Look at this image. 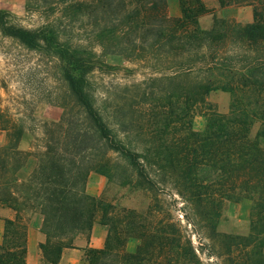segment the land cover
I'll list each match as a JSON object with an SVG mask.
<instances>
[{"label":"trees","instance_id":"1","mask_svg":"<svg viewBox=\"0 0 264 264\" xmlns=\"http://www.w3.org/2000/svg\"><path fill=\"white\" fill-rule=\"evenodd\" d=\"M178 2L180 15L170 16L167 0H25L27 11L47 19L35 28L0 9L1 35L59 58L61 77L80 109L74 113L65 107L57 117L42 120L40 143L32 144L35 152L19 148L25 129L0 112V130L6 134V144L0 147V205L17 212L15 219L5 220L0 264H26L27 225L22 214L36 210L43 215L46 241L39 247L46 264H58L64 249L73 247V238L89 234L96 223L108 234L103 248L85 249L86 264H156L143 257L142 248L134 255L124 251V216H112L111 203L86 191L91 172L111 178V154L124 159L147 184L154 183L142 154L117 137L88 90L90 76L108 67L103 55H120L157 69L160 76L149 80L171 85L169 97L178 104L174 114L187 116L180 103L189 108V121L180 122L189 126V139L222 147L226 198L252 202L250 232L223 236L229 252L233 247L251 250L244 252L242 262L228 258L229 264H264V147L258 139L264 137V0H219L221 7L252 6L254 20L242 25L216 18L210 29L198 24L207 13L202 0ZM74 32L79 38H73ZM142 84H133L132 94L140 96L142 91L148 96ZM216 91L231 95L228 115L205 102ZM201 113L207 125L196 133L191 123ZM121 118L129 123L124 131L133 134L139 124L132 115ZM255 122L261 129L251 138ZM30 155L37 160L36 168L19 182L15 174ZM203 156L213 157L211 152ZM151 235L144 232L140 237Z\"/></svg>","mask_w":264,"mask_h":264},{"label":"rangeland","instance_id":"2","mask_svg":"<svg viewBox=\"0 0 264 264\" xmlns=\"http://www.w3.org/2000/svg\"><path fill=\"white\" fill-rule=\"evenodd\" d=\"M202 1L207 13L198 19L200 28L210 29L216 18L247 24L238 22L233 14V10L247 6L221 7L219 0L217 6H213L212 0ZM167 2L169 15L179 16L178 0ZM0 9L12 12L17 22L28 28L47 22L42 14L27 11L25 0H0ZM223 9L232 11L223 14ZM77 34L74 32L73 38H79ZM101 59L108 67L90 76L88 90L117 137L142 154L154 182L151 186L140 179L117 154L110 157V179L97 172L89 174L88 194L111 203L115 207L112 216L121 215L126 220L124 251L134 255L142 248L143 257L156 264H229L228 258L245 260L243 254L251 247H233L229 252L223 236L250 232L252 202L226 198L222 147L189 139V126L180 124L189 121V108L180 103L187 116L174 114L178 104L174 97H169L171 85L149 80L160 76L157 69L120 55H103ZM60 68L61 61L55 54L29 50L0 33V112L25 129L27 134L22 140L30 143L33 152L32 144L40 143L42 136V120L57 117L65 107L80 113ZM141 82V89L146 88L148 96L142 95V91L140 96L132 94L131 86ZM231 100L228 92L216 91L205 102L219 114L228 115ZM123 115H132L139 124L133 134L124 131L129 123L121 118ZM206 125L207 117L201 113L193 117L191 129L201 133ZM260 129V123L255 122L250 137L256 138ZM0 135L6 143L5 132L0 130ZM258 139L264 147V137ZM206 152L213 157L204 158ZM122 210L125 212L121 213ZM161 230L166 233L161 234ZM144 232L151 233V237L141 238ZM261 240L264 252V237ZM39 264H46L43 258Z\"/></svg>","mask_w":264,"mask_h":264},{"label":"crops","instance_id":"3","mask_svg":"<svg viewBox=\"0 0 264 264\" xmlns=\"http://www.w3.org/2000/svg\"><path fill=\"white\" fill-rule=\"evenodd\" d=\"M213 6L218 5L217 0H212ZM232 10L223 9L220 12L226 14ZM235 19L240 23H252L253 8L251 6L238 8L233 10ZM5 137L0 135V147L4 146ZM19 148L24 151L31 152L30 143L21 140ZM37 165V160L33 155H30L25 165L19 169L15 177L19 182L27 180L30 174L34 171ZM87 193H91L89 189ZM89 191V192H88ZM100 192V191H99ZM99 192L97 194H99ZM24 222L27 225V254L26 264H39L42 260L40 244L45 243L46 235L42 230L43 215L36 210L34 213H23ZM17 212L10 206L0 205V243L4 234L5 220L15 219ZM107 237L106 227L100 224H94L89 235L77 234L73 238V247L64 249L61 256V264H86L83 253L87 248L101 249L105 245ZM132 251V250H131Z\"/></svg>","mask_w":264,"mask_h":264}]
</instances>
